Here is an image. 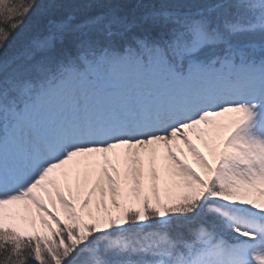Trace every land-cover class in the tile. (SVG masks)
Returning a JSON list of instances; mask_svg holds the SVG:
<instances>
[{
  "label": "snow or ice",
  "instance_id": "6c2138e0",
  "mask_svg": "<svg viewBox=\"0 0 264 264\" xmlns=\"http://www.w3.org/2000/svg\"><path fill=\"white\" fill-rule=\"evenodd\" d=\"M0 264H264V0H0Z\"/></svg>",
  "mask_w": 264,
  "mask_h": 264
},
{
  "label": "trees",
  "instance_id": "16d2710c",
  "mask_svg": "<svg viewBox=\"0 0 264 264\" xmlns=\"http://www.w3.org/2000/svg\"><path fill=\"white\" fill-rule=\"evenodd\" d=\"M44 0H38V3H43ZM38 14H39V10H37L36 12L32 13L28 19L25 21V25L24 27L21 29V34L25 33V32H29L32 30L37 18H38ZM17 46V40L14 39L12 45L9 48V52H11V48H14Z\"/></svg>",
  "mask_w": 264,
  "mask_h": 264
}]
</instances>
